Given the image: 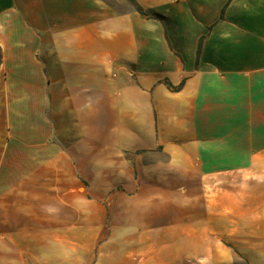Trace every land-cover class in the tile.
<instances>
[{
	"label": "crops",
	"instance_id": "0c3cea01",
	"mask_svg": "<svg viewBox=\"0 0 264 264\" xmlns=\"http://www.w3.org/2000/svg\"><path fill=\"white\" fill-rule=\"evenodd\" d=\"M135 1L0 0V264H264V0Z\"/></svg>",
	"mask_w": 264,
	"mask_h": 264
},
{
	"label": "rangeland",
	"instance_id": "374dc122",
	"mask_svg": "<svg viewBox=\"0 0 264 264\" xmlns=\"http://www.w3.org/2000/svg\"><path fill=\"white\" fill-rule=\"evenodd\" d=\"M126 3H127V6H124L125 4L122 5V4H119L118 2H115V7L118 10H124L125 7L132 8V3L129 0H126ZM0 68H1V61H0ZM104 243H105L104 240H99V244H104ZM102 252L104 253V248L102 250H97V252L93 251L91 255L83 256V261H85L86 264H105L104 255ZM96 253H98V255ZM235 263L244 264L242 260H237Z\"/></svg>",
	"mask_w": 264,
	"mask_h": 264
},
{
	"label": "trees",
	"instance_id": "16d2710c",
	"mask_svg": "<svg viewBox=\"0 0 264 264\" xmlns=\"http://www.w3.org/2000/svg\"><path fill=\"white\" fill-rule=\"evenodd\" d=\"M129 1L134 5V8H135L137 11L143 13V10H142L141 6H139V5L136 3L135 0H129ZM201 42H202V40H200V42H199V46H198V50H197V61L199 60L200 53H201ZM1 59H2V52H1V47H0V61H1ZM243 262H244V261H243ZM235 264H236V263H235ZM244 264H247V263L244 262Z\"/></svg>",
	"mask_w": 264,
	"mask_h": 264
}]
</instances>
